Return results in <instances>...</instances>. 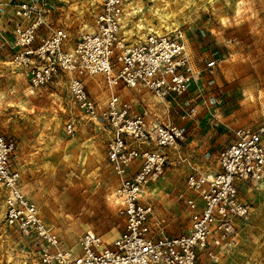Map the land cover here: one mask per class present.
Masks as SVG:
<instances>
[{"label": "rangeland", "instance_id": "rangeland-1", "mask_svg": "<svg viewBox=\"0 0 264 264\" xmlns=\"http://www.w3.org/2000/svg\"><path fill=\"white\" fill-rule=\"evenodd\" d=\"M100 3L52 2L49 19L55 28L65 30L69 48L92 32ZM124 14L130 42L151 31L182 30L190 57L203 69L174 111L146 89L120 92L136 112L146 113L150 130L172 125L184 132L183 140L163 149L151 142L136 145L168 157L170 164L147 184L142 202L154 207L166 235H180L190 226L186 200L193 194L186 179L191 167L199 173L212 170L219 148L233 131L264 122V0H127ZM13 59L10 50L0 51V136L15 143L11 163L20 173L23 191L64 248L77 251L78 240L87 231L112 241L123 230V220L115 198L118 178L107 158L111 130L78 108L67 77L34 87ZM208 62L214 67L208 69ZM85 84L104 109L108 90L103 78H88ZM191 94H196L194 107L186 99ZM138 165L133 163L131 172ZM248 190L249 200H241L249 216L238 220L236 243L227 252L233 255L218 264H264V183L248 185ZM256 193L261 194L256 198ZM0 264H42L37 245L5 224L2 188Z\"/></svg>", "mask_w": 264, "mask_h": 264}, {"label": "built area", "instance_id": "built-area-1", "mask_svg": "<svg viewBox=\"0 0 264 264\" xmlns=\"http://www.w3.org/2000/svg\"><path fill=\"white\" fill-rule=\"evenodd\" d=\"M3 1L13 9L15 25L11 39L1 40L16 67L25 69L34 87L67 77L78 108L111 130L107 158L119 182L116 198L123 230L112 241L87 231L79 238L77 251L64 248L58 233L45 224L22 189L20 173L11 163L15 143L0 136L5 224L37 245L42 264H218L236 243L238 220L249 216L241 187L264 183V122L233 132V140L217 156V172L192 169L186 179L193 194L186 200L189 229L166 235L154 207L142 199L147 184L163 175L169 160L163 151L136 145L151 142L163 149L183 140L184 132L172 125L150 130L146 113L136 112L120 92L146 89L163 102H177L187 95L197 71L185 33L180 29L162 34L151 31L130 42L124 33L127 0H101L92 32L69 48L65 30L55 28L49 19L55 0ZM212 67L214 62H208L207 68ZM95 76L103 78L108 90L104 109L91 98L85 84ZM135 162L139 165L131 172Z\"/></svg>", "mask_w": 264, "mask_h": 264}, {"label": "crops", "instance_id": "crops-1", "mask_svg": "<svg viewBox=\"0 0 264 264\" xmlns=\"http://www.w3.org/2000/svg\"><path fill=\"white\" fill-rule=\"evenodd\" d=\"M15 25V19H14V16H13V9L9 6H7L5 4V2L3 0H0V51L1 53H5V51H9L7 47H4L3 46V41L1 40V37H4L6 39H11V35H12V30H13V27ZM192 58V61L195 63V68H196V71L197 73H199V71L201 72V70H203L201 68V66L196 62L195 58L193 56H191ZM196 80V79H195ZM198 80V79H197ZM196 80V82H197ZM187 100H189V103L192 104V107L195 106V99H196V94H191L189 96H187L186 98ZM179 101L183 100L182 99H178ZM136 102H138L136 100ZM139 105H141V103H139ZM168 105L170 107H167V110L170 111V109H172L173 111L179 107L180 104L176 103V102H168ZM178 106V107H177ZM197 109V108H196ZM193 117V116H191ZM207 119V118H206ZM196 123L198 124V122L196 121ZM242 127H246L244 125H241L240 128ZM234 132V131H233ZM233 140V133H232V137L230 140L227 141V143L225 145L222 146V148L220 147L218 152H217V155L215 156V162H214V165H212L213 169L212 170H209L207 172H202V173H215L219 170V166H218V162H217V156L218 154L220 153V151L222 149H224L228 144L231 143V141ZM181 161V159L179 158L178 159V162ZM170 164V162H169ZM189 164V161L187 162V165ZM192 169H194V167H191L190 169V172L192 171ZM196 170V169H195ZM197 171V170H196ZM259 184V183H258ZM250 191L248 190V185H244L241 187L240 189V193H241V197L245 200H249L247 197L248 195H250L249 193ZM146 193H147V190H146ZM261 193H256V198L260 195ZM116 198V197H115ZM255 199V197L253 198ZM252 199V200H253ZM155 210V209H154ZM155 215H156V210H155ZM157 218V217H156ZM158 220V219H157ZM189 229V228H188ZM183 234V233H182ZM233 255L232 253H230V255H228V253H226L224 255V257H222L221 259H224L226 258L227 256H231Z\"/></svg>", "mask_w": 264, "mask_h": 264}, {"label": "bare ground", "instance_id": "bare-ground-1", "mask_svg": "<svg viewBox=\"0 0 264 264\" xmlns=\"http://www.w3.org/2000/svg\"><path fill=\"white\" fill-rule=\"evenodd\" d=\"M115 197H116V193H115ZM116 200H117V198H116Z\"/></svg>", "mask_w": 264, "mask_h": 264}]
</instances>
